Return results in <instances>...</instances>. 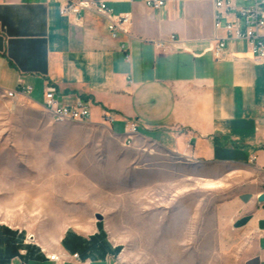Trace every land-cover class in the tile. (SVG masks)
I'll list each match as a JSON object with an SVG mask.
<instances>
[{
	"label": "crops",
	"instance_id": "crops-1",
	"mask_svg": "<svg viewBox=\"0 0 264 264\" xmlns=\"http://www.w3.org/2000/svg\"><path fill=\"white\" fill-rule=\"evenodd\" d=\"M92 1L129 14V35L113 38L92 12L63 14L65 0H0V93L21 82L32 88L24 98L43 108L52 86L59 105H89V121L123 142L125 125L135 122L134 145L239 170L232 194L214 209L215 253L218 264H264V63L253 61L245 41L214 30L213 0H165L159 10L142 0ZM172 34L186 51L154 47ZM217 38L225 45L220 60L207 51ZM115 254L100 225L67 228L45 248L0 223V264H111Z\"/></svg>",
	"mask_w": 264,
	"mask_h": 264
},
{
	"label": "rangeland",
	"instance_id": "rangeland-1",
	"mask_svg": "<svg viewBox=\"0 0 264 264\" xmlns=\"http://www.w3.org/2000/svg\"><path fill=\"white\" fill-rule=\"evenodd\" d=\"M5 92L0 223L45 248L67 228L100 225L116 247L111 264H218L214 209L239 170L187 164L133 138L124 145L103 124L59 121Z\"/></svg>",
	"mask_w": 264,
	"mask_h": 264
},
{
	"label": "built area",
	"instance_id": "built-area-1",
	"mask_svg": "<svg viewBox=\"0 0 264 264\" xmlns=\"http://www.w3.org/2000/svg\"><path fill=\"white\" fill-rule=\"evenodd\" d=\"M142 2L146 8L151 10H159L165 4V0H142ZM238 2L246 5H238ZM213 6L215 11L214 30H222L226 35V39L245 41L253 61L257 64L264 63V0H213ZM61 11L65 15L71 14L74 16L92 12L107 20V29L113 38L117 34L129 35L131 16L129 14L114 15L104 1L65 0ZM153 44L157 50L164 53L187 50L174 34L170 35L166 40L154 41ZM122 48L125 52L128 51V47L123 46ZM224 50V40L217 38L214 39L207 51L215 60H220L223 57ZM126 60H129L128 54L126 55ZM129 83H131L130 80ZM31 90V87L23 86L19 82L15 90L6 91V93H9L10 99H14L26 97ZM55 92L54 87L48 86L44 92L43 104L47 109H53L54 116L73 115L80 119L90 118L89 105H85L80 101L72 107L59 105L55 98ZM102 117L107 123L113 121V117L110 114L103 113ZM136 133V123H127L124 130V145H129ZM48 259L56 263L60 261L55 256H49Z\"/></svg>",
	"mask_w": 264,
	"mask_h": 264
},
{
	"label": "bare ground",
	"instance_id": "bare-ground-1",
	"mask_svg": "<svg viewBox=\"0 0 264 264\" xmlns=\"http://www.w3.org/2000/svg\"><path fill=\"white\" fill-rule=\"evenodd\" d=\"M8 97H10L9 93H6ZM43 109H45L47 112H49L54 118H56L57 120L59 121H64V120H68V121H83V120H88V119H80V118H77L76 116H73V115H62V116H54V113H53V109H47L46 107L43 106ZM55 256V255H53ZM55 258L58 259L57 256H55Z\"/></svg>",
	"mask_w": 264,
	"mask_h": 264
},
{
	"label": "water",
	"instance_id": "water-1",
	"mask_svg": "<svg viewBox=\"0 0 264 264\" xmlns=\"http://www.w3.org/2000/svg\"><path fill=\"white\" fill-rule=\"evenodd\" d=\"M263 200H264V194L259 197V201H263ZM95 218L98 221H102V219H103L102 215H100V214H96ZM29 240L33 241L34 238L32 236H29Z\"/></svg>",
	"mask_w": 264,
	"mask_h": 264
}]
</instances>
